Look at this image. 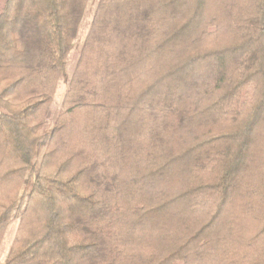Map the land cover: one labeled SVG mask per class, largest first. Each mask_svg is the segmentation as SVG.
<instances>
[{
	"label": "trees",
	"instance_id": "trees-1",
	"mask_svg": "<svg viewBox=\"0 0 264 264\" xmlns=\"http://www.w3.org/2000/svg\"><path fill=\"white\" fill-rule=\"evenodd\" d=\"M0 264H264V0H0Z\"/></svg>",
	"mask_w": 264,
	"mask_h": 264
},
{
	"label": "rangeland",
	"instance_id": "rangeland-1",
	"mask_svg": "<svg viewBox=\"0 0 264 264\" xmlns=\"http://www.w3.org/2000/svg\"><path fill=\"white\" fill-rule=\"evenodd\" d=\"M86 24H87V20H85V23H84V26H83V30L86 29ZM75 55H76V53H74L72 56H70V59H72L71 60L72 63L74 62ZM72 63L68 66V70H70Z\"/></svg>",
	"mask_w": 264,
	"mask_h": 264
}]
</instances>
